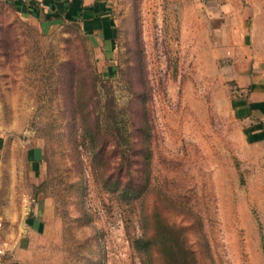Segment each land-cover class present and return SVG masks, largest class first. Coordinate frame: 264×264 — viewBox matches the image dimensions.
<instances>
[{
  "label": "rangeland",
  "instance_id": "obj_1",
  "mask_svg": "<svg viewBox=\"0 0 264 264\" xmlns=\"http://www.w3.org/2000/svg\"><path fill=\"white\" fill-rule=\"evenodd\" d=\"M18 1L0 131L15 216L39 215L23 259L264 264V0Z\"/></svg>",
  "mask_w": 264,
  "mask_h": 264
},
{
  "label": "crops",
  "instance_id": "obj_2",
  "mask_svg": "<svg viewBox=\"0 0 264 264\" xmlns=\"http://www.w3.org/2000/svg\"><path fill=\"white\" fill-rule=\"evenodd\" d=\"M14 1L16 4H19L18 0ZM33 1L34 3H32ZM35 3L38 5V9H40L39 11L42 12L44 7L43 0H32L31 3L28 4H31V7L33 6L34 9ZM8 156L7 139L0 131V206L3 208L4 214L6 216L5 227L2 235L3 240L6 244V254L4 255L0 264H28L23 259V254L20 248V241H17L20 231L18 227L24 226V229L27 228L28 225L32 224L35 221H38L39 215H35L37 218L34 217L33 219H30L28 224L27 222H25L24 224L20 223L19 218H16L12 208L14 199L10 191L9 184L8 182L6 183V173L8 171L7 169L9 164Z\"/></svg>",
  "mask_w": 264,
  "mask_h": 264
},
{
  "label": "trees",
  "instance_id": "obj_3",
  "mask_svg": "<svg viewBox=\"0 0 264 264\" xmlns=\"http://www.w3.org/2000/svg\"><path fill=\"white\" fill-rule=\"evenodd\" d=\"M86 132H88V135L91 136V131L89 129L86 128ZM93 142V141H92ZM91 142V143H92ZM95 142V141H94ZM97 145H94V148ZM166 242V241H165ZM154 243V240L151 238H147V233L144 230L140 237H138V239H136L135 245L137 246V248L141 249L142 252H145V254L149 255V253L151 252L152 248H150V245H152ZM167 243V242H166ZM168 244V243H167ZM168 250L170 251V253L173 252V246L172 244L169 242V244L167 245ZM164 264H180L179 261H177L176 258L173 259L172 255L171 257L167 258L165 260ZM182 264V263H181Z\"/></svg>",
  "mask_w": 264,
  "mask_h": 264
},
{
  "label": "built area",
  "instance_id": "obj_4",
  "mask_svg": "<svg viewBox=\"0 0 264 264\" xmlns=\"http://www.w3.org/2000/svg\"><path fill=\"white\" fill-rule=\"evenodd\" d=\"M5 227V216L3 208L0 206V262L2 261L4 255L6 254V244L3 240V230Z\"/></svg>",
  "mask_w": 264,
  "mask_h": 264
}]
</instances>
